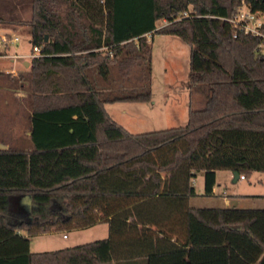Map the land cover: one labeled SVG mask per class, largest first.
<instances>
[{
	"label": "trees",
	"instance_id": "16d2710c",
	"mask_svg": "<svg viewBox=\"0 0 264 264\" xmlns=\"http://www.w3.org/2000/svg\"><path fill=\"white\" fill-rule=\"evenodd\" d=\"M241 1L0 0V27L25 25L40 46L31 148H0V264H264V208L187 203L198 171L205 194L219 169L264 176V49L221 18ZM154 33L189 45V92L203 101L183 125L130 132L104 104L151 100ZM97 222L106 237L51 250L19 234Z\"/></svg>",
	"mask_w": 264,
	"mask_h": 264
},
{
	"label": "rangeland",
	"instance_id": "374dc122",
	"mask_svg": "<svg viewBox=\"0 0 264 264\" xmlns=\"http://www.w3.org/2000/svg\"><path fill=\"white\" fill-rule=\"evenodd\" d=\"M162 23V20H158L157 26L162 25ZM1 27L0 35L6 34L7 42L6 44L0 43V71L3 72V76L0 77V86L9 88L11 94H8L7 97L9 104L13 107V109L6 111L9 118L8 121H13L12 125L25 128L27 127V115L30 110L29 91L31 90L27 75H31L33 57L30 55L31 43L29 42V34L25 25H17L14 29L8 27L9 32L6 33ZM12 35H17L18 37L14 42L10 41ZM15 54L18 56L13 57ZM11 57L14 59L13 64L9 60ZM188 59L189 45L178 36L154 33L151 37V100L140 104L114 102L107 105L108 112L131 132L183 125L187 119V108L189 106L192 108L200 107L203 101V96L199 90L195 89L193 92H189ZM9 75H12L15 79L19 78L16 83L12 84L14 87L8 86L10 84ZM22 75L26 76V78H20ZM21 83L24 84L21 85ZM14 91L24 93L22 102L12 97ZM123 105L126 107L123 110L119 109V106ZM14 110H17V115L13 118ZM1 114H3V111L0 109ZM0 136L6 137V135L2 134ZM202 177L203 174L196 173V186L201 185ZM232 178L233 176L229 175L228 170H216V189L221 190L226 187L228 192H232L237 188L239 191L264 193V176L259 171L252 172L251 175L244 179H238L236 183L232 182ZM246 199H248L245 201V204H248L247 206L260 204V201L256 200L257 198L254 196H249ZM18 203L23 210H27L31 206L26 196L21 197ZM85 229L64 230L67 238H61V235L56 234V232L30 235L28 250H51L94 240L88 239L90 237L83 234Z\"/></svg>",
	"mask_w": 264,
	"mask_h": 264
},
{
	"label": "crops",
	"instance_id": "0c3cea01",
	"mask_svg": "<svg viewBox=\"0 0 264 264\" xmlns=\"http://www.w3.org/2000/svg\"><path fill=\"white\" fill-rule=\"evenodd\" d=\"M1 29L5 30L4 32H9L8 27H1ZM153 36V35H152ZM23 54V53H22ZM11 61V64L14 63V59L11 57L9 58ZM8 94H11L9 92L8 87H2L0 86V109L3 111V114L0 115V134L6 135V137H1L0 136V148H8V147H13L16 149H23V150H30L31 148V141L29 138L30 135V124H29V116H30V110L27 115V127L21 128L18 127V125H12L14 122L13 121H8V115H7V110L8 109H13L11 105L9 104L8 100ZM24 96V93L20 91H14L12 94L13 98L18 99L19 101L22 102V97ZM115 102H131V103H143L147 101H115ZM114 102H107L104 104L105 110L107 113L111 116V114L107 110V105L111 104ZM126 106H119V109L123 110ZM188 110V108H187ZM17 115V110L13 111V118ZM113 118V116H111ZM116 120L115 118H113ZM12 120V119H11ZM118 123L121 124L118 120H116ZM122 125V124H121ZM123 126V125H122ZM125 127V126H124ZM127 130L128 128L125 127ZM130 131V130H128ZM131 132V131H130ZM229 171V170H228ZM203 174V171H198L196 172ZM229 175H232V172L229 171ZM233 176V175H232ZM237 177V179L232 178V182L236 183L238 179H244ZM192 185L194 187L195 194L190 195L188 197L187 203L189 207L191 208H200V207H241V208H264V193L262 192H245V191H239L237 188L233 190L232 192H228L226 190V187H224L221 190H217L215 187V184L212 186V191L208 194L204 193V186H203V177L201 179V185L196 186L195 184V176L192 179ZM202 187V188H201ZM249 196H254L257 198L256 200L260 201V204H257L256 206H247L248 204H245V201L248 200L246 199ZM254 205V204H252ZM102 224V225H99ZM99 226V227H96ZM86 228V229H85ZM75 229H85V235H87L88 239H100L104 238L108 234V224L107 222H97L93 225L85 226L82 228H75ZM56 232V234H60L61 238H67V234L64 230H52L48 232H42V233H37V234H47V233H53ZM19 234L22 235L23 237H26L29 240V236L25 231H19ZM63 234H66L63 236ZM34 235V234H33ZM77 241V240H76ZM91 241V240H90ZM77 243V242H73ZM75 245V244H72ZM70 245V246H72ZM114 264V263H112Z\"/></svg>",
	"mask_w": 264,
	"mask_h": 264
},
{
	"label": "built area",
	"instance_id": "2783aa9c",
	"mask_svg": "<svg viewBox=\"0 0 264 264\" xmlns=\"http://www.w3.org/2000/svg\"><path fill=\"white\" fill-rule=\"evenodd\" d=\"M182 15H187V12L184 11ZM179 17L180 16H178L177 18ZM221 18L230 23L233 29V36H236L238 33H246L259 36L261 38L260 46L264 49V12L260 10H251L242 0L231 15ZM162 22V24H166L168 20L163 18ZM17 39V35H12L10 37L11 42L16 41ZM6 42V34L0 35V43L6 44ZM39 51L40 46L33 45L31 46L30 55H39ZM17 56V54L13 55V57ZM239 177L243 178V175L240 174ZM65 235L66 234H63V236Z\"/></svg>",
	"mask_w": 264,
	"mask_h": 264
},
{
	"label": "water",
	"instance_id": "95a60500",
	"mask_svg": "<svg viewBox=\"0 0 264 264\" xmlns=\"http://www.w3.org/2000/svg\"><path fill=\"white\" fill-rule=\"evenodd\" d=\"M47 37V35H45V38ZM232 175H233V178L234 179H237V177H238V173L236 172V171H233L232 172ZM24 197V196H23ZM27 198H28V196H26ZM28 201L30 202V200H29V198H28Z\"/></svg>",
	"mask_w": 264,
	"mask_h": 264
}]
</instances>
